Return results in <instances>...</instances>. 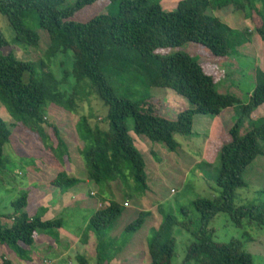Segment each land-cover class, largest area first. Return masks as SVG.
Returning <instances> with one entry per match:
<instances>
[{
    "label": "trees",
    "instance_id": "obj_1",
    "mask_svg": "<svg viewBox=\"0 0 264 264\" xmlns=\"http://www.w3.org/2000/svg\"><path fill=\"white\" fill-rule=\"evenodd\" d=\"M117 1H120L117 14L104 13ZM150 1L155 0H77L73 5H68L69 0H0V14L8 20L15 40L24 48L40 46L41 38L32 28L34 24L48 35L47 59L52 61L68 54L72 58V70L66 72L63 79H58L52 65L42 61L37 72L38 65L34 61L18 59L13 52H3L9 43L0 29V102L25 130L45 141L50 140L44 129L48 126L62 150L65 146L61 133L48 119V106L54 104L77 113L97 96L107 108L108 126L91 127L87 116H83L91 135L90 146L82 153L87 177L99 188L109 190L112 184L125 187L129 178L135 183L138 194L148 190L146 162L131 132L164 145L174 153L180 146L179 137L199 138L194 131L197 116L216 117L229 108L240 110L228 132V143L219 151L221 169L215 181L219 198L193 201V209L199 215L197 224L190 218V209L182 208L183 218L179 219L173 212L169 214L161 209L163 205L159 204L161 222L153 228L148 251L151 264H174L175 232L180 228L193 238L182 264H254L252 254L245 251L240 240L225 244L215 242L210 224L220 214H227L236 227L246 223L264 228V202L234 205L237 190L248 188L244 177L247 168L258 157H264V123L258 126L252 121L255 111L264 107V73L256 72L257 84L245 103L231 92H219L217 85L222 74L208 64L199 63L181 48L199 44L215 57L229 58L232 29L214 13L225 9L240 12L256 5L264 10V0H180L175 10H166L162 0ZM84 12L90 18L78 19ZM256 33L264 42V22L256 27ZM177 49L173 54L168 53ZM117 77L129 86L140 84L150 90L163 89L176 94L188 101L189 108L169 120L160 115L161 101L150 95L137 101L119 96L111 82ZM69 78L74 82L71 92L63 88ZM129 119L134 123L131 128ZM244 125L246 132L242 135ZM12 134L0 117V172L5 169L4 151L12 141ZM153 153L151 151V156ZM199 165L212 166L203 162ZM210 179V173L205 172L203 180ZM76 183L77 180L61 172L50 184L67 190ZM101 200L104 205L106 200ZM108 204L92 214L88 230L109 232L122 218L126 207L115 199ZM11 205L10 215L0 214V245L12 249L19 260L34 261L29 256L30 249L39 232L63 229V220H43L38 214L30 217L28 193ZM151 213L140 211L137 219L124 228L121 237L129 239L139 232ZM79 262L89 264L83 256L79 257ZM1 264L14 263L3 258Z\"/></svg>",
    "mask_w": 264,
    "mask_h": 264
},
{
    "label": "rangeland",
    "instance_id": "obj_2",
    "mask_svg": "<svg viewBox=\"0 0 264 264\" xmlns=\"http://www.w3.org/2000/svg\"><path fill=\"white\" fill-rule=\"evenodd\" d=\"M76 1L69 0L68 5H73ZM179 1L162 0L161 4L166 10H175ZM119 3L120 1H117L104 13L117 14ZM214 16L232 29L229 58L215 57L208 49L194 43L184 46L181 50L191 54L199 63L208 64L219 74H222L221 81L217 85L219 92H231L242 102L247 103L250 91L254 90V86L257 84L256 72L264 73V42L256 33V27L264 22V10H259V5H256L253 8L247 7L246 10L240 12L225 9L214 13ZM77 18L85 21L90 16L84 12V14L80 13ZM32 28L37 30L41 38L38 49L24 48L17 42L8 20L0 14V29L9 43V47L3 52H13L18 59L34 61L38 65L37 72H40L41 61L49 63L58 79H63L64 74L72 70L71 55H59L52 61L47 59L46 51L50 45L48 35L34 24H32ZM178 50H170L168 53L173 54ZM111 82L116 93L121 97L137 101L150 95L156 100H160L162 103L159 108L160 115L169 120L176 119L178 113L189 108L190 105L186 99L170 92L167 93L163 89L150 90L140 84L136 86L130 84V87L118 77ZM73 85L72 78H69L63 88L67 92H71ZM180 99L183 101L181 102ZM90 103L87 102L88 106L85 104V108L77 110V113L73 111L70 113L54 104L48 106V119L59 128L65 146V149L61 150L48 126L45 125L44 129L50 140L45 141L38 134L25 130L11 117L7 108L0 102V117L8 124L13 133L11 143L5 146V171L0 172V214L10 215L13 212L12 202L24 193H28L33 204L39 196L45 197L46 195L47 198H50L53 201L50 203L56 204L54 207L61 210L60 215L52 219L63 220V229L39 232L38 239L30 249L29 256L34 261L19 260L12 249L0 245V263L4 258L14 264H80L79 257L83 256L89 264H151L148 242L152 237L153 228H157L161 222L162 216L157 209L159 204L163 205L161 209L164 208L169 214L173 212L179 219L183 218L180 213L182 208L190 209V218L197 224L199 215L193 209V201L197 198H219L220 192L215 182L221 169L219 153L215 149L211 150L212 158L209 163L212 166L210 168L192 165L194 163L193 156H197L200 152L203 138L179 137L180 148L174 153L169 152L164 145L151 142L150 148L139 144L138 147L144 152L148 168V172H146L149 182L147 193L138 194L135 183L128 178L127 185L122 188L123 196H118L116 200H120L124 207H130V213L136 206L133 199L139 203L144 200L142 205L137 207V212H152L154 217H147L143 228L132 237L130 236L129 239H125V236L121 237L127 224L134 220H130L127 218L128 216L120 218L109 232L97 233L88 230L93 212L105 207L101 199L106 202L115 199V192L112 190L99 188L95 183L90 182L89 185L85 183L88 177L82 153L90 146L88 141L91 135L83 123V116H87L91 127L102 129L108 126L107 108L97 96L92 97ZM240 113V110L230 109L225 115L231 118L234 123ZM263 120L264 107H261L253 114L252 121L260 126L264 123ZM133 124V119H129L128 127L131 128ZM249 124L247 122L246 126ZM219 130L220 125L217 124L214 129L215 137L220 135ZM245 132L244 125L241 134L243 135ZM131 134L139 143L140 137L135 136L134 132ZM217 139H222V137ZM150 151L154 152L152 156ZM130 170V165L127 164V171ZM61 172H64L70 179L77 180V183L67 190L51 186L50 183ZM205 172H209L212 179L204 181L202 177L198 176L199 173L205 174ZM244 177L248 188L237 190L234 205L239 207L253 202L258 204L264 202V193L260 194L264 191V157H258L247 168ZM90 192L97 194L98 202L93 209L90 203ZM49 208L50 205L38 211L39 208L32 205L28 208V214L34 216L33 214L36 213L42 218H47L52 212ZM4 222L6 223V221ZM210 228L214 231L215 242L225 244L232 240H240L245 251L252 254L254 264H264V228L250 226L246 223L243 227H236L227 214L217 216L211 222ZM175 237L176 255L173 258V263L182 264L193 238L187 231L180 228H177ZM125 241L126 245H124Z\"/></svg>",
    "mask_w": 264,
    "mask_h": 264
},
{
    "label": "crops",
    "instance_id": "obj_3",
    "mask_svg": "<svg viewBox=\"0 0 264 264\" xmlns=\"http://www.w3.org/2000/svg\"><path fill=\"white\" fill-rule=\"evenodd\" d=\"M254 88H255V86H254ZM253 91L254 90L250 91L249 96H248V100H249L250 96L252 95ZM180 101L182 102L183 99L182 100L180 99ZM230 109H232V108L226 109L221 115L216 116V117H214V116H197L195 118V120H194V131H195V133H197V136H199V138H201V139L203 138V139H202V143H201V146H200L201 149H200L199 154L197 156H193L192 155L194 157V163L192 162L193 166L194 165H199L200 161L205 162L207 164H210L209 161H211L210 159L212 158L211 150L215 149V151L219 153L220 148L224 145V143H228V141H229V133L228 132H229L230 128L233 126V121H232L231 118H228L225 114ZM217 124L220 125V130H219V132H220L219 134L220 135H217L215 137L214 136V129H215V126ZM199 133H202V134L200 135ZM132 136H133L137 146L139 144L141 146H142V144H143V146L146 145V147H148V146L150 147L151 146V141H149L148 138L141 136L139 138L140 140H139V143H138V141H137V139H135L134 135H132ZM219 137H222V139H217ZM12 139H13V134H12ZM214 145H215V147H214ZM179 148H180V146H179ZM140 150H141V153L144 155V152L142 151L141 148H140ZM150 154H151V151H150ZM144 157H145V155H144ZM185 157H186V155L184 156V158ZM145 160H146V158H145ZM4 171H5V169L2 172H4ZM146 172H148L147 164H146ZM198 176L202 177V179H203V174L202 173H199ZM147 182H148V178H147ZM85 183L87 185H89L90 181H89L88 178H87V181ZM19 184H21V183H19ZM148 184H149V182H148ZM111 187H112V191L115 192V200H116V198L118 196H120V195L123 196V194H122L123 193L122 192V188H123L122 185L112 184ZM149 195H147L148 198H149ZM90 197H91V199H90L91 202L90 203H91V206H92V209H93V207H96V205H97L96 203L98 202L96 200L97 194L95 192H90ZM133 200H134V204L136 205L135 208L132 209L133 212L130 213V210H129L130 207L129 208H125L124 213L122 215V218H124V217L126 218L128 216L127 218H129L130 220L131 219H135L136 214L138 213L137 212V210H138L137 207L139 205L141 206L142 205L141 203L144 200H142L141 203L137 202L136 199H133ZM116 201L119 202L121 205H123V203L120 200L119 201L116 200ZM50 202H53V201H51L50 198H47L46 195H45V197L39 196V198L36 199V201L33 204V201L29 197L28 208H30L32 205H34V207L37 206V209L39 208L38 211H40V210H42L45 207H48L50 205L49 209L52 210L50 216H48L47 218L46 217L42 218L43 220H50V219H52L54 217H57L61 213V210H58L56 207H54L56 204H52ZM51 205H53V206H51ZM108 205H109L108 202H106L104 204L105 207H107ZM28 208H27V211H28ZM36 212H37V210H36ZM33 215L36 216V213L33 214ZM30 217H33V216H30ZM153 217H154V215H151L148 218H153ZM154 228H156V227H154ZM1 263H2V261H1ZM34 263H36V262H34Z\"/></svg>",
    "mask_w": 264,
    "mask_h": 264
},
{
    "label": "clouds",
    "instance_id": "obj_4",
    "mask_svg": "<svg viewBox=\"0 0 264 264\" xmlns=\"http://www.w3.org/2000/svg\"><path fill=\"white\" fill-rule=\"evenodd\" d=\"M102 205V204H101Z\"/></svg>",
    "mask_w": 264,
    "mask_h": 264
}]
</instances>
